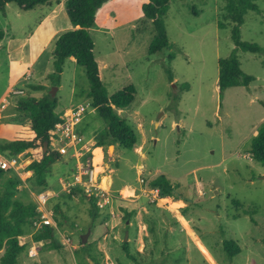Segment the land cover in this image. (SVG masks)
<instances>
[{
    "label": "rangeland",
    "instance_id": "obj_1",
    "mask_svg": "<svg viewBox=\"0 0 264 264\" xmlns=\"http://www.w3.org/2000/svg\"><path fill=\"white\" fill-rule=\"evenodd\" d=\"M67 1L50 0L28 11L8 3L5 12H0V27L8 28L10 24L21 37L22 30L29 34L40 20L49 17L59 30H70L74 25L67 14ZM146 1L110 0L99 11L98 19L102 23L111 14L105 28L109 32H90L109 94L131 83L137 89L135 102L120 113L136 129V147H143V155L135 149L118 146L116 150L115 146L111 150L110 145L105 146V162L110 165L108 173L112 169L114 189L137 180L141 160L142 178L164 173L176 188L169 198L168 212L161 211L167 205L147 204L145 212L133 205L126 207L123 200L116 202L115 216L99 211L95 217L82 191L71 197L60 193L48 207L62 248L33 241L38 255L31 256L29 247L20 254L18 264H264V165L250 153L251 138L264 123V54L239 50L242 69L255 80L249 87H231L221 96L219 60L235 47L233 23L225 18L227 0H171L165 24L172 46L156 54L149 52L155 26L144 16L142 5ZM258 3L261 12L248 11L241 25V38L264 47V0ZM221 22L224 27H220ZM49 71H54L52 63ZM9 77V61L2 51L0 104L4 102L7 107L0 115V142L29 135V128L22 127L23 122L15 114L10 122L20 128L12 127L8 132L7 114L15 113L20 96L43 93L32 92L26 86L22 92H13L12 98L4 97ZM32 80H47L51 90L53 86L59 88V109L91 102L86 70L70 59L56 85L49 76ZM155 122L160 125L156 127ZM104 127L105 122L90 105L82 125L86 140H95ZM97 156H103L102 150ZM72 172L71 164H61L57 176L53 171L52 181L69 177ZM32 182L21 183V199L34 198ZM178 191L189 198L185 204L176 199ZM55 205L61 206L62 214H55ZM125 209L136 213L126 219ZM89 229L86 247L82 235ZM227 240L241 248L232 261L224 247ZM124 241H129L134 259L124 249Z\"/></svg>",
    "mask_w": 264,
    "mask_h": 264
},
{
    "label": "trees",
    "instance_id": "obj_2",
    "mask_svg": "<svg viewBox=\"0 0 264 264\" xmlns=\"http://www.w3.org/2000/svg\"><path fill=\"white\" fill-rule=\"evenodd\" d=\"M50 0H0V12L4 13L8 3L14 2L21 10H31L39 4ZM110 0H68L67 14L75 29L63 32L55 43L53 51L54 71L49 74L53 85L59 83L64 65L67 59L74 57L76 62L86 70L90 89L88 97L91 106L98 112L105 122V127L98 132L94 146L115 145L134 149L138 143V133L120 110L128 107L137 98V89L134 84H129L114 94L110 95L101 76L100 65L95 52V41L90 29L96 25L99 10ZM259 0H227L225 6V18L233 23L232 39L235 47L231 54L219 60L218 87L220 95L235 86L249 87L255 80V76L246 73L241 66L238 56L239 50L264 54V47L257 42L242 40L241 25L245 22L248 11L261 12ZM171 0H147L143 3L144 16L149 18L155 26V35L150 43V54H156L172 46L167 33L165 17L169 11ZM220 23V27H224ZM5 36V30L0 27V42ZM173 55H169V60ZM170 81L174 80L171 67H166ZM28 89L43 91L40 96L28 93L16 99V117L22 122V127L29 128V135L23 138H14L0 142V154L7 157L21 155L20 159H31L25 167L26 171L33 173L31 188L39 192L42 189L52 187V175L55 164L64 158H71L68 154L61 155L53 145L54 129L60 120L58 112L59 98L50 92L51 87L43 84H29ZM188 88V85L185 87ZM30 91V92H31ZM83 125V124H82ZM80 126V131L84 134ZM257 134L251 138L250 153L252 157L264 165V123L257 130ZM48 142V149L44 150V143ZM8 172H12L8 174ZM23 180L13 170L0 168V264H18L19 256L28 250L31 243L49 242L54 248H62L57 239L58 229L55 226L43 225L39 229L34 226V221L40 218V212L34 200L21 199L18 194ZM148 186L159 188L162 196H174L176 188L172 181L164 173H160L148 181ZM80 188H74L70 193H63L64 197H71ZM176 199L188 201L181 191L177 192ZM83 197L87 195L83 193ZM91 204V214L99 215V209L94 197L88 200ZM54 212L61 213V206L55 205ZM133 213L126 211V219H130ZM61 222L58 224L60 225ZM31 234L30 239L25 237ZM85 244L84 246H88ZM123 247L128 256L134 259L129 251V241L123 242ZM225 250L232 261L234 256L241 252V248L235 241L224 242Z\"/></svg>",
    "mask_w": 264,
    "mask_h": 264
},
{
    "label": "crops",
    "instance_id": "obj_3",
    "mask_svg": "<svg viewBox=\"0 0 264 264\" xmlns=\"http://www.w3.org/2000/svg\"><path fill=\"white\" fill-rule=\"evenodd\" d=\"M8 6H9V4H7L6 7H8ZM39 6H42V5L39 4L33 9H36ZM26 11H28V10H26ZM18 14H20V13H18ZM109 17H111L110 13H108L106 15V17L102 21V23H99L98 22L99 12H98V19H97L96 25L94 27H92L90 29V31L91 30L93 31V29H94L96 31H103L104 33H106V31L109 32L108 30H106L107 25L109 23ZM7 27L8 28H3L5 30V36H4L3 40L0 42V52L4 51L7 54V58L9 61V73H10L8 83L4 87L5 91L3 90L4 91V97L11 96V98H12L13 92H22L25 89V87L28 86L27 84H29V83H31V84H43L46 86H50L49 83L47 82V80L36 82L32 79H33V77L40 79V77H42V76H46V77L49 76V74L51 73V71H49L50 64L51 63L53 64L52 55H53V51L55 48V43H56L58 37L65 31L59 30L55 26V24H53L49 20V17L40 20L37 27L34 30H32L29 34L27 31L22 30L21 31L22 34L20 33L21 37H18L17 35H19V34H15L13 32V30L11 29L12 26L10 24ZM75 28H77V26H73L71 29H75ZM70 60L73 62H76V59L74 57H71ZM97 60H98L99 65H100L101 76H102V64H101L100 59L98 57H97ZM102 78H103V76H102ZM58 90H59V88H58ZM57 95H58V92H57ZM3 104H5V103L3 102L2 104H0V115H2L1 113L3 112V109H5L7 107V104H5V107H2ZM72 106H74V105H71L68 107H72ZM68 107H65L62 109L58 108V112L61 113L64 109H66ZM120 111H122V110H120ZM14 114H15V116L17 115L16 110H15V113L13 112L12 114H7V121L6 122L8 125V127H7L8 132H10V130L11 131L13 130L12 127L20 128V125L11 124L12 122H10L11 119L13 117H15V116H12ZM84 121H85V119H84ZM84 121H83V123H84ZM155 125H156V127L159 126L160 122H155ZM0 129H1V125H0ZM14 133L15 132H13L12 135ZM88 142L90 144H93L95 142V140L91 139ZM97 148H101L102 154H103V158H102V160H103L102 164L103 165L100 167H102L104 169H106L107 167L109 168L110 165L108 164V162H105V146L94 147V153H95V150ZM134 149H135V152L143 155V151H142L143 147H142V149H141V147H138V148L135 147ZM116 150H117V148H116ZM115 154H116V152H115ZM68 155L71 158H67V157L64 158L63 157L60 161H58L55 164L54 174H56V176H57V173L60 169L61 164H71L73 166V172L72 173H74V171L76 170V164H77L76 158L74 156H72L71 153ZM86 155H88V154H86ZM30 162H31V159H27L25 167ZM138 166L140 168L138 174H140V173L141 174L139 175L137 180L133 183L125 182L120 187H116L117 190L114 189L115 180L111 174L112 169H110V173H108V169H107L106 173H104L102 176V185L111 191V193L114 195L115 200H114L113 205L111 207H107L104 210H100V211H107L111 215H112V213L115 214L114 206H115L116 202L124 200L125 201L124 204L126 207H128L127 205H133L132 207H134V209L139 208L141 210H144L145 212L148 211L147 204H154L157 207L162 206V204L167 205L166 207H163V209H161V211L168 212V201L167 200H168V198H170V196H162V198L159 201L154 202V201H149L144 195H142L143 184L141 183V179H145L148 181L150 179H147L146 177L142 178L143 172H142L141 168L143 167V165H142L141 160L139 161ZM32 175H33V173L31 171L26 172V174H25L26 179L23 180L24 184L27 185V182H28V180H30L32 178ZM62 177H64V176H60L57 180L52 181V187H50V188H53L55 190L56 195H58L60 193H70V192L64 191L62 189L61 184H60V179ZM21 188H24V186H21ZM116 192H118V193H116ZM89 198L90 197L87 196L86 199L89 200ZM32 200H34V198H32ZM164 200H166V201H164ZM179 200H182L184 202V204L186 202L183 199H179ZM179 200H177V201H179ZM178 209H179V207H178ZM178 209H177V211H178ZM141 210H138L137 213L140 214ZM125 211H128V210L125 209ZM128 212H132L134 215L136 213V210H132V211H128ZM177 217H178V215H177ZM128 222L130 223L129 220H128ZM32 246L36 247V249H37V245H35L33 242H32V245L30 247H32ZM139 250H142V246L139 248ZM48 252H49V250H48ZM106 256L109 257L108 254H106Z\"/></svg>",
    "mask_w": 264,
    "mask_h": 264
},
{
    "label": "built area",
    "instance_id": "obj_4",
    "mask_svg": "<svg viewBox=\"0 0 264 264\" xmlns=\"http://www.w3.org/2000/svg\"><path fill=\"white\" fill-rule=\"evenodd\" d=\"M91 103H79L72 107L64 109L59 113V121L54 129L53 145L61 154H72L77 160L76 170L69 177L60 179L61 187L64 191L71 192L74 188H80L81 191L89 197H94L99 210L111 207L115 200L111 191L102 185V176L106 173V169L102 166V161L95 160L94 143L90 144L86 140L85 135L80 131L89 106ZM5 107V104L2 105ZM88 154V155H86ZM21 155L15 157H7L0 154V168L3 170L15 171L22 180L26 179L25 164L27 159L21 160ZM101 168V169H98ZM143 184L142 195L149 201H159L162 198L161 190L148 186V180L141 179ZM56 195L53 188L44 189L34 193V201L40 212V218L34 221V226L39 229L43 225L55 226L53 214L48 207L50 200ZM114 216L115 214L112 213ZM29 254L36 256L38 251L36 247H30Z\"/></svg>",
    "mask_w": 264,
    "mask_h": 264
},
{
    "label": "water",
    "instance_id": "obj_5",
    "mask_svg": "<svg viewBox=\"0 0 264 264\" xmlns=\"http://www.w3.org/2000/svg\"><path fill=\"white\" fill-rule=\"evenodd\" d=\"M57 89H58L57 86H53V87H52V90H51L50 92H51V94H52L53 96L56 95V90H57ZM112 146L115 147V145H110L109 147L111 148ZM47 149H48V142L46 141V142L44 143V150L46 151ZM90 233H91V229H89V231H88L87 233H84V234L82 235V243H84V244L87 243V241H88V237H89ZM125 239H126V240L128 239L127 234H126V238H125Z\"/></svg>",
    "mask_w": 264,
    "mask_h": 264
},
{
    "label": "bare ground",
    "instance_id": "obj_6",
    "mask_svg": "<svg viewBox=\"0 0 264 264\" xmlns=\"http://www.w3.org/2000/svg\"><path fill=\"white\" fill-rule=\"evenodd\" d=\"M114 148H115V147L112 146L110 149H111V150H114ZM101 150H102L101 148H97V149L95 150V155H96L95 160H96L97 162H99V161L101 162V161H102L103 156H101V157H100V156H97V154H99V152H101ZM169 200H170V199L168 198L167 201L169 202ZM164 201H166V200H164Z\"/></svg>",
    "mask_w": 264,
    "mask_h": 264
}]
</instances>
